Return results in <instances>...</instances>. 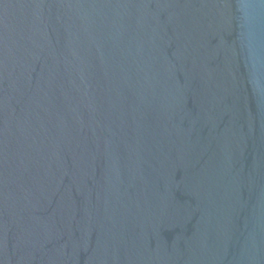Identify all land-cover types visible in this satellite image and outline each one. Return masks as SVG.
Masks as SVG:
<instances>
[{
  "label": "water",
  "instance_id": "95a60500",
  "mask_svg": "<svg viewBox=\"0 0 264 264\" xmlns=\"http://www.w3.org/2000/svg\"><path fill=\"white\" fill-rule=\"evenodd\" d=\"M0 264H264V0H0Z\"/></svg>",
  "mask_w": 264,
  "mask_h": 264
}]
</instances>
